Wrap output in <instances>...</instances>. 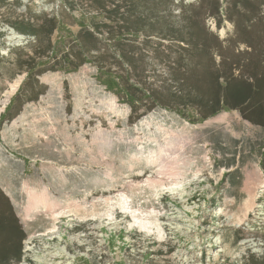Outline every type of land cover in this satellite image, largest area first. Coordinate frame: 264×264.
Here are the masks:
<instances>
[{
  "label": "rangeland",
  "instance_id": "1",
  "mask_svg": "<svg viewBox=\"0 0 264 264\" xmlns=\"http://www.w3.org/2000/svg\"><path fill=\"white\" fill-rule=\"evenodd\" d=\"M212 2L0 0L7 264H264V127L227 105L264 0Z\"/></svg>",
  "mask_w": 264,
  "mask_h": 264
},
{
  "label": "trees",
  "instance_id": "2",
  "mask_svg": "<svg viewBox=\"0 0 264 264\" xmlns=\"http://www.w3.org/2000/svg\"><path fill=\"white\" fill-rule=\"evenodd\" d=\"M220 9L218 0H213L212 2V10L214 12H218ZM52 23L50 24V34L53 33V31L56 28V24L54 20H51ZM16 25V24H15ZM14 26V25H13ZM14 28L21 34L24 35H31L36 36L37 32L33 30L32 26H28L27 28L21 27V26H14ZM42 29L44 30L45 27L43 26ZM182 40V42L186 41L188 45H197L198 43V36L197 33L190 32L189 38L187 40L183 38H179ZM196 41V42H195ZM49 41V46H50ZM190 47V46H189ZM246 64L245 68H237L240 72V79H231L234 82L237 83L236 86L232 87V84H229L227 86V105L232 107L233 109H240L242 113H244L245 109L247 111L251 110V114L249 115V119L251 121L256 122V124L261 125L264 127V74L261 76V74L258 75L256 72V67H250V65ZM253 68V70H252ZM131 85H126L125 91L127 98H136L131 92L130 87ZM135 87L134 85H132ZM256 110V111H255ZM253 118V119H252ZM257 120V121H256ZM0 202L7 203V198L3 195V193L0 191ZM0 244L4 241L1 238V233L6 229L5 226L7 222L9 221V217L7 214L3 213L0 216ZM4 225V226H3ZM3 226V227H2ZM11 226V225H10ZM13 230V228H12ZM16 234L13 235L12 238L8 239H15ZM15 241L7 240L6 243H2L1 249H0V264H7L9 258H7L8 253H16L15 250ZM22 253V248H19L18 253L15 254L14 257H17V261L20 260V256ZM258 264V263H256Z\"/></svg>",
  "mask_w": 264,
  "mask_h": 264
}]
</instances>
